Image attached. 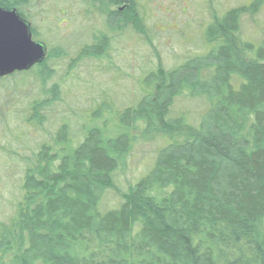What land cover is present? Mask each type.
Segmentation results:
<instances>
[{"label":"trees","instance_id":"1","mask_svg":"<svg viewBox=\"0 0 264 264\" xmlns=\"http://www.w3.org/2000/svg\"><path fill=\"white\" fill-rule=\"evenodd\" d=\"M31 2L0 0V7L31 25L46 57L0 83L12 97L36 86L21 123L37 129L61 102L65 80H52L67 52L41 40L25 12ZM142 2L88 0L102 30L92 31L67 70L111 64L117 38L129 31L147 38ZM263 7L251 0L208 9L200 52L169 68L156 55L132 105L116 109L103 97L76 131L77 122L64 118L34 151L8 153L21 157V175L12 216L0 223V264H264V40L241 32L243 19ZM177 101L202 109L177 113ZM157 141L147 173L120 190L137 143Z\"/></svg>","mask_w":264,"mask_h":264},{"label":"rangeland","instance_id":"2","mask_svg":"<svg viewBox=\"0 0 264 264\" xmlns=\"http://www.w3.org/2000/svg\"><path fill=\"white\" fill-rule=\"evenodd\" d=\"M250 1L143 0L147 38L129 31L117 38L110 51L111 64L83 62L82 67L68 71L70 58L84 44L90 43L92 31L102 30L100 16L88 6V0H32L25 12L41 40L50 47H63L67 52V59L57 64L52 82L65 81L60 85L61 102L47 110L45 125L37 129L21 123L27 100L38 94L36 86L27 84L12 97L0 83V114L3 117V121L0 118V223H6L14 210L12 196L18 197L15 181L21 175V157L29 154V149L34 151L42 139L56 130L62 119L76 121L77 124H72L76 131L103 97L108 96L116 109L132 105L138 94V79L154 67L156 55L169 68L179 58L200 52L203 29L209 20L208 9L222 13ZM241 32L242 38L248 41L259 44L264 40V7L243 19ZM51 85L48 83V88ZM175 106L177 113L182 108L193 112L202 109L199 104L183 107L180 101ZM135 134L139 135V130ZM161 145L160 141L137 143L125 172L116 181L120 190L127 189L147 173ZM12 152L21 157H16V161L8 158L7 154ZM115 198L107 196L108 206L116 205Z\"/></svg>","mask_w":264,"mask_h":264},{"label":"water","instance_id":"3","mask_svg":"<svg viewBox=\"0 0 264 264\" xmlns=\"http://www.w3.org/2000/svg\"><path fill=\"white\" fill-rule=\"evenodd\" d=\"M46 54L44 44L32 39L31 25L15 9L0 7V78L29 71Z\"/></svg>","mask_w":264,"mask_h":264}]
</instances>
